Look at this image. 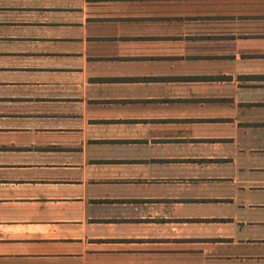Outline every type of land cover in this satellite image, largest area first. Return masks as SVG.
I'll return each mask as SVG.
<instances>
[{"label": "crops", "instance_id": "crops-1", "mask_svg": "<svg viewBox=\"0 0 264 264\" xmlns=\"http://www.w3.org/2000/svg\"><path fill=\"white\" fill-rule=\"evenodd\" d=\"M63 2L61 68L0 21V264H264V0Z\"/></svg>", "mask_w": 264, "mask_h": 264}, {"label": "rangeland", "instance_id": "rangeland-1", "mask_svg": "<svg viewBox=\"0 0 264 264\" xmlns=\"http://www.w3.org/2000/svg\"><path fill=\"white\" fill-rule=\"evenodd\" d=\"M70 4L69 2L64 3L63 0H24L21 3L0 2V6H5L3 10L6 11L1 13L0 21L2 23L7 22V25H14V22H18L17 25L20 26L19 28H22L24 35V38L19 42V46L22 47V53L15 61L14 59H10L8 62L10 64L19 62L23 66H46L50 63L52 66L55 65L56 68L66 65L62 58H50L46 53L34 55L32 50L39 52L50 48L56 51L62 50L63 21L66 18L64 16V7H68ZM67 33V30H65V34ZM32 36H39V38L38 40L33 39L35 40L33 42L31 40ZM51 41H54V44ZM4 44L8 45L10 42L6 41ZM57 55L58 52H56ZM34 74L39 76V78H46L47 76L46 73ZM34 74H24L23 76L30 77L35 76ZM54 75H61V71L56 69ZM260 199L264 202V194Z\"/></svg>", "mask_w": 264, "mask_h": 264}]
</instances>
